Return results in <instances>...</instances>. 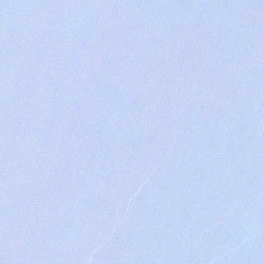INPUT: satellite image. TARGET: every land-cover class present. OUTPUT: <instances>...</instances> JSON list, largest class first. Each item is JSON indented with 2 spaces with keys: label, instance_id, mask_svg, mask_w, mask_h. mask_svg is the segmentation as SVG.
<instances>
[{
  "label": "water",
  "instance_id": "1",
  "mask_svg": "<svg viewBox=\"0 0 264 264\" xmlns=\"http://www.w3.org/2000/svg\"><path fill=\"white\" fill-rule=\"evenodd\" d=\"M0 264H264V0H0Z\"/></svg>",
  "mask_w": 264,
  "mask_h": 264
}]
</instances>
